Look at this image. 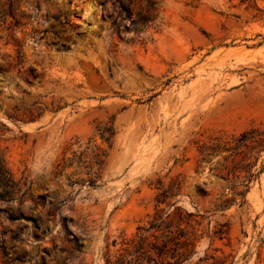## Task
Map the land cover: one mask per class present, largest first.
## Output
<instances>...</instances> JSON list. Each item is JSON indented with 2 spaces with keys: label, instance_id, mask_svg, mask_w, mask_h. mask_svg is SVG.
<instances>
[{
  "label": "rangeland",
  "instance_id": "1",
  "mask_svg": "<svg viewBox=\"0 0 264 264\" xmlns=\"http://www.w3.org/2000/svg\"><path fill=\"white\" fill-rule=\"evenodd\" d=\"M120 5L135 18L140 0H13L0 20V154L20 187L0 244L21 264H113L141 236L167 244L140 264H264V0H156L136 38L125 15L113 31ZM93 145L97 186L70 184L87 175L58 163Z\"/></svg>",
  "mask_w": 264,
  "mask_h": 264
},
{
  "label": "trees",
  "instance_id": "2",
  "mask_svg": "<svg viewBox=\"0 0 264 264\" xmlns=\"http://www.w3.org/2000/svg\"><path fill=\"white\" fill-rule=\"evenodd\" d=\"M9 2V9L3 15H0V20L5 22L6 16L9 15L13 17V0H8ZM119 8L124 12L119 13L117 18L112 22L113 31L118 32L121 27V23L124 20V15L131 19V28L134 31V35L136 37L139 36L145 29L149 27V23L152 21L155 12L157 11L156 8V0H140V9L135 14H133V10H126L123 6H119ZM15 23H17L15 21ZM62 24H70L69 21H64ZM120 38V37H119ZM97 133L103 142H106L108 146H110V140L114 134V130L111 126L104 124L103 126H98ZM248 139L246 133L242 134L240 138L236 141V145L233 147L238 148L240 145ZM226 145L227 142H224ZM108 152L107 150L103 149L99 145H93L91 148L88 146L81 150V151H72L70 156H63L61 161L58 163L57 166L61 167L59 173H62L66 168H74L77 173H83L87 175V179H77V180H70V184L75 183H85L87 182L90 186L95 187L97 186V182L101 177V172L103 166L105 164ZM75 171V172H76ZM251 176V175H250ZM20 191L19 182L13 177L11 171L7 167L2 155L0 154V203H9L14 199V196ZM25 192L21 193V196ZM245 190L237 192L238 195L243 196ZM165 195V194H163ZM48 216L54 215L49 210L47 212ZM9 219L11 221L23 219L24 221H29L32 225V234L35 238H38L41 234L44 233V228L41 227V224L38 222L37 218L30 214H24L21 211H18L17 215H10ZM22 227H18V232H15L13 235L10 236V239L13 241L19 239V233L22 231ZM145 237L139 236L137 240H132L127 244L132 247V249H125L124 252L118 253L115 260L112 262L113 264H140L145 258L148 261H155L152 252L153 251L156 256L161 257L165 254L166 242L163 243L161 246L150 244L147 245L145 248ZM76 241V239H75ZM6 245L4 242L0 244V253L3 257V262L5 264L15 263L21 264L26 260L27 254L25 252H12V255L8 256ZM156 262H154L155 264Z\"/></svg>",
  "mask_w": 264,
  "mask_h": 264
},
{
  "label": "water",
  "instance_id": "3",
  "mask_svg": "<svg viewBox=\"0 0 264 264\" xmlns=\"http://www.w3.org/2000/svg\"><path fill=\"white\" fill-rule=\"evenodd\" d=\"M75 14L78 16V18L82 21H86L88 16H89V12L91 10V5L90 3H82L79 6H76V8L74 9Z\"/></svg>",
  "mask_w": 264,
  "mask_h": 264
}]
</instances>
